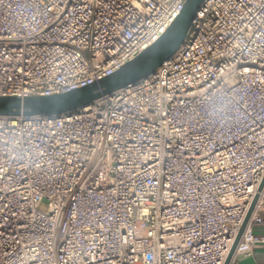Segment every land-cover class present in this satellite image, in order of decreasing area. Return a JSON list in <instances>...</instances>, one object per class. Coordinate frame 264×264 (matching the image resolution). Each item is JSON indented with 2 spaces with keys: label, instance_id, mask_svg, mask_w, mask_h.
<instances>
[{
  "label": "built area",
  "instance_id": "2783aa9c",
  "mask_svg": "<svg viewBox=\"0 0 264 264\" xmlns=\"http://www.w3.org/2000/svg\"><path fill=\"white\" fill-rule=\"evenodd\" d=\"M186 0H0V95L112 74ZM264 0H204L154 72L58 115H0V264H228L264 244ZM47 204L43 210L41 205Z\"/></svg>",
  "mask_w": 264,
  "mask_h": 264
},
{
  "label": "water",
  "instance_id": "95a60500",
  "mask_svg": "<svg viewBox=\"0 0 264 264\" xmlns=\"http://www.w3.org/2000/svg\"><path fill=\"white\" fill-rule=\"evenodd\" d=\"M203 1L186 0L183 9L167 30L152 45L112 74L86 86L62 93L26 97L0 95V115L32 116L40 114L51 116L62 114L88 106L95 100L148 76L178 51L191 27L192 19ZM263 188L264 177L260 183L258 192H261ZM258 198L259 193L253 199L225 264H228L232 257Z\"/></svg>",
  "mask_w": 264,
  "mask_h": 264
},
{
  "label": "crops",
  "instance_id": "0c3cea01",
  "mask_svg": "<svg viewBox=\"0 0 264 264\" xmlns=\"http://www.w3.org/2000/svg\"><path fill=\"white\" fill-rule=\"evenodd\" d=\"M264 218V212H262ZM255 233L264 237V223L256 225ZM238 264H264V244L257 247L252 255H240L237 258Z\"/></svg>",
  "mask_w": 264,
  "mask_h": 264
},
{
  "label": "rangeland",
  "instance_id": "374dc122",
  "mask_svg": "<svg viewBox=\"0 0 264 264\" xmlns=\"http://www.w3.org/2000/svg\"><path fill=\"white\" fill-rule=\"evenodd\" d=\"M41 208H42L43 210H46V209H47V204L43 203V204L41 205Z\"/></svg>",
  "mask_w": 264,
  "mask_h": 264
}]
</instances>
